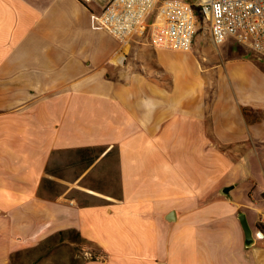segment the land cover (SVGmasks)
<instances>
[{"label":"crops","instance_id":"crops-1","mask_svg":"<svg viewBox=\"0 0 264 264\" xmlns=\"http://www.w3.org/2000/svg\"><path fill=\"white\" fill-rule=\"evenodd\" d=\"M105 1L0 0V264L66 230L81 264H264V59L209 29L120 43L91 27ZM80 149L78 176L46 175ZM113 149L118 194L82 184Z\"/></svg>","mask_w":264,"mask_h":264},{"label":"built area","instance_id":"built-area-1","mask_svg":"<svg viewBox=\"0 0 264 264\" xmlns=\"http://www.w3.org/2000/svg\"><path fill=\"white\" fill-rule=\"evenodd\" d=\"M202 20L214 45L232 37L264 59V0H106L90 15L92 29L104 30L120 43L145 37L152 47L172 51L191 48Z\"/></svg>","mask_w":264,"mask_h":264},{"label":"rangeland","instance_id":"rangeland-1","mask_svg":"<svg viewBox=\"0 0 264 264\" xmlns=\"http://www.w3.org/2000/svg\"><path fill=\"white\" fill-rule=\"evenodd\" d=\"M208 34V25L206 21H199L196 36L202 38ZM225 44L232 42V38L227 37ZM237 51H244L242 46L234 44ZM252 57L253 55L250 54ZM259 62V59H257ZM262 61V60H261ZM97 155L96 150L80 149L69 152H59L54 154L47 166L46 175L48 177H59L63 179L78 176L84 167H86L92 159ZM105 170L100 175H89L82 180V184L89 185L103 192H110L114 195L118 194V183L115 173V150L113 149L106 158L104 164ZM80 203H93L94 199L84 196L82 193L75 191L73 193ZM84 246L71 245L70 243L54 244L52 248H43L41 252L35 254L22 252L15 257L16 264H81L85 252H89Z\"/></svg>","mask_w":264,"mask_h":264},{"label":"trees","instance_id":"trees-1","mask_svg":"<svg viewBox=\"0 0 264 264\" xmlns=\"http://www.w3.org/2000/svg\"><path fill=\"white\" fill-rule=\"evenodd\" d=\"M58 243H70L71 245H80L83 246L84 240L79 236V234L75 230H66V231H59L58 233L48 237L38 246L25 251L16 252L11 257L10 264H16L15 257L18 256L22 252H29L35 254L37 252H41V250L45 248H52L54 244ZM86 260V257L83 258L82 262Z\"/></svg>","mask_w":264,"mask_h":264},{"label":"water","instance_id":"water-1","mask_svg":"<svg viewBox=\"0 0 264 264\" xmlns=\"http://www.w3.org/2000/svg\"><path fill=\"white\" fill-rule=\"evenodd\" d=\"M238 219H239V221L241 223V226H242V229H243L244 233L246 234V237H249V230H248V226L246 224L244 216L240 215Z\"/></svg>","mask_w":264,"mask_h":264}]
</instances>
